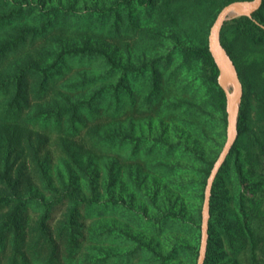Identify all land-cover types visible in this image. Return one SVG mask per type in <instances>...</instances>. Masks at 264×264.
Returning <instances> with one entry per match:
<instances>
[{
	"label": "rangeland",
	"instance_id": "obj_1",
	"mask_svg": "<svg viewBox=\"0 0 264 264\" xmlns=\"http://www.w3.org/2000/svg\"><path fill=\"white\" fill-rule=\"evenodd\" d=\"M224 2L169 0L162 7L156 0L147 8L133 4L117 15H100L94 8H108L112 0H0V14H13L0 24V78L21 72L20 95L26 97L15 105L14 84L0 89V174L10 166L12 180L19 175L15 187L26 197L59 198L73 184L82 197L97 194L102 202L78 207L77 260L70 264L199 263L213 169L208 177L206 170L218 161L228 130L209 67L184 49L209 45ZM57 7L63 10L58 15L47 13ZM239 16L245 15L223 24L220 43L242 82L237 119L241 107L248 118L211 188L205 264H251V242L242 239V193L253 198L243 206L258 230V264H264V5L257 27L233 22ZM86 44L104 46L132 70L126 78L135 77L128 84L133 102L124 97L117 108L116 98L107 95L92 119L85 104L73 123L69 114L61 120L47 116L44 110L90 100L122 77L124 69L101 59L58 58ZM226 87L233 91L232 82ZM110 134H118L115 143ZM67 143L77 151L73 158ZM0 190L6 189L0 184ZM110 198L125 206H113ZM56 201L47 219L52 231L68 209L66 200ZM171 212L181 218L162 221ZM42 214L37 205L26 213L33 264L42 244L33 229ZM63 255L58 259L68 264Z\"/></svg>",
	"mask_w": 264,
	"mask_h": 264
},
{
	"label": "trees",
	"instance_id": "obj_2",
	"mask_svg": "<svg viewBox=\"0 0 264 264\" xmlns=\"http://www.w3.org/2000/svg\"><path fill=\"white\" fill-rule=\"evenodd\" d=\"M156 0H112V5L108 8H94V14L100 15H117L120 8L129 7L133 4H137L141 7L147 8L155 3ZM162 2V7L168 6L169 0H160ZM236 0H225L224 6ZM249 1V0H248ZM264 0L261 7L254 11L252 16H239L233 19L235 23H243L246 25H251L257 27L256 20H262L261 12L263 9ZM61 11V8H51L47 13H52L58 15ZM220 11V10H219ZM19 12V11H18ZM13 15V14H12ZM11 14H0V24H3L10 20L12 17ZM21 35V34H20ZM185 53L187 57L195 56L199 58L204 64H206L211 71V79L214 84L219 87L215 95V104L217 107L224 113L225 120L227 122V111H226V95L223 89L219 86L218 77H219V68L212 56V53L209 49V45L206 43L203 46H194V47H185ZM1 53V52H0ZM79 54L88 58H95L103 60L109 67L117 70L124 69L123 75L118 81V83L112 88H102L100 89L97 95H92L90 100H84L82 103H75L59 106L51 110H44V113L47 116L55 115L57 119L66 115L69 116L70 121L73 123L76 120H80V106L85 104L87 107V114L89 118H94V114L99 110L101 100H103L107 95H113L116 98L117 108L122 107V103L125 102L124 97H130L133 102V96L131 93V88H128V84H132L135 77H130L127 80V76L132 73V70L127 67H122L118 64L112 54L104 48V46H92V45H83L77 46L69 50H63L58 54V58H62L66 55H75ZM14 79H4L0 78V89L7 88L11 83L14 84L16 93L13 94V99L16 101L14 104L17 105L20 101H23V98L20 93L24 85V75L20 72L13 77ZM124 95H123V94ZM43 113V111H41ZM69 114V115H68ZM248 118V112L246 108L241 107L239 116L237 119V130L238 136L242 135L246 130V123ZM98 129L96 130L97 133ZM112 139L111 143H115L118 139V134H110ZM238 139V137H237ZM236 139L234 145L232 146L230 152L234 150L238 144ZM122 144V141H121ZM72 145L70 143L64 144V149L68 150V153L73 158L77 153L76 150H70ZM135 150V149H134ZM229 152V153H230ZM88 158L92 159L91 152L86 155ZM227 158V157H226ZM79 160V158H77ZM226 161V160H225ZM214 164L211 163L210 167L206 170L207 177L211 174ZM7 166L5 170L0 174V184L5 187L6 190H0V264H33L27 256L29 255L32 249L30 246L33 241H29V229H28V219L26 216L27 209L31 205H37L42 208L43 214L40 216L39 220L36 222L34 229L36 230L37 237L39 241H42L39 251L35 253L36 264H66L58 259L60 253L64 254L67 258L68 264L75 262L77 260V244L76 238L79 235V225L77 224V209L81 204L94 205L101 204L100 198L97 194L90 197H82L78 192L76 187L74 188L73 184H69L64 188L63 194L59 198H54L51 200H44L40 196H31L26 197L20 194L17 190L16 183L19 179L17 176L16 181L12 180L11 170ZM237 172L241 182L244 181V175L242 166L240 163H237ZM221 169V168H220ZM220 171V170H219ZM206 177V179H207ZM218 176L215 177L213 184L215 185L218 181ZM47 185V184H46ZM212 185V186H214ZM51 189V188H49ZM54 191V189H53ZM213 191L211 189L210 197V212L212 209L211 201L213 198ZM243 197L241 202L243 205L246 203H251L253 198L249 197L247 193L241 194ZM56 200H66L68 203V209L66 210L65 218L60 222L59 226L55 231H52L47 219L50 216V212L53 210ZM109 203L115 207H124V202L120 198H110ZM241 206V213H243V225H244V234L243 242L247 240L251 242V264L260 263L259 254H258V230L254 224L252 215L250 214L249 208ZM245 208V209H244ZM181 218L179 212H171L167 214L165 220H175ZM159 221V220H158ZM210 222V218H209ZM209 234V228H208ZM62 245L65 246V249H62ZM209 246V236H208V245ZM45 253V254H44ZM206 260V257H205ZM205 264V261H204Z\"/></svg>",
	"mask_w": 264,
	"mask_h": 264
},
{
	"label": "water",
	"instance_id": "obj_3",
	"mask_svg": "<svg viewBox=\"0 0 264 264\" xmlns=\"http://www.w3.org/2000/svg\"><path fill=\"white\" fill-rule=\"evenodd\" d=\"M263 3V0H236L227 5H225L219 12L217 18L215 19L209 34V49L212 53V56L219 68V77L218 80L221 86L224 88L227 96V130H228V139L223 147V150L220 154L218 161L216 162L212 174L208 181V187L206 191V199L204 203L203 210V238H202V248L201 255L198 264H204L205 255L208 245V228H209V218H210V197H211V188L213 181L219 172L221 166L226 160L227 155L229 154L232 146L234 145L237 137V110L238 105L242 96V82L235 69L233 63L230 61L226 55L221 43H220V32L223 24L232 17V15L238 10H244L243 15L251 16L254 11L258 10ZM227 82H232L233 91H228L226 87Z\"/></svg>",
	"mask_w": 264,
	"mask_h": 264
},
{
	"label": "bare ground",
	"instance_id": "obj_4",
	"mask_svg": "<svg viewBox=\"0 0 264 264\" xmlns=\"http://www.w3.org/2000/svg\"><path fill=\"white\" fill-rule=\"evenodd\" d=\"M241 13H245V11L244 10H238L237 12H235L233 15H238V14H241Z\"/></svg>",
	"mask_w": 264,
	"mask_h": 264
}]
</instances>
